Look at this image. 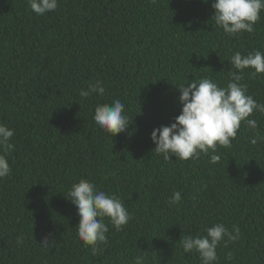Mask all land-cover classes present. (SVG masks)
Instances as JSON below:
<instances>
[{
    "label": "trees",
    "instance_id": "16d2710c",
    "mask_svg": "<svg viewBox=\"0 0 264 264\" xmlns=\"http://www.w3.org/2000/svg\"><path fill=\"white\" fill-rule=\"evenodd\" d=\"M211 2L58 0L38 16L27 0H0V123L15 131L11 174L0 179V264H134L139 255L143 264H201L179 239L215 223L240 228L217 247V264H264V114L249 117L256 129L241 122L216 163L204 153L165 160L150 139L179 115L176 87L202 77L226 86L236 51L264 52V11L254 32L229 36ZM97 81L103 96L82 99ZM241 83L264 103V73L245 69ZM114 99L133 122L111 137L93 116ZM80 179L119 196L131 216L120 231L105 218L98 256L64 197ZM176 191L182 199L170 205ZM48 234L55 242L45 248Z\"/></svg>",
    "mask_w": 264,
    "mask_h": 264
},
{
    "label": "clouds",
    "instance_id": "9594fccd",
    "mask_svg": "<svg viewBox=\"0 0 264 264\" xmlns=\"http://www.w3.org/2000/svg\"><path fill=\"white\" fill-rule=\"evenodd\" d=\"M208 3L209 0H202ZM28 6L36 15H44L55 11L58 0H27ZM214 13L211 19L229 36L244 32L252 33L264 11V0H212ZM232 66L226 86H220L210 77L192 80L188 84L176 87L179 91L178 102L182 105L174 122L167 126L154 128L150 139L155 145L157 155L165 160L174 156L180 160L196 158L200 153L210 154V163L220 161L221 156L215 154L217 147H230L237 131L244 122L249 128L256 129V119H249L255 112L264 114V103L257 102L248 94L247 86L241 81L244 70L251 68L257 74L264 73V52L254 50L247 54L236 51L229 61ZM211 70V69H210ZM104 87L100 81L80 90V97L87 99L93 95L103 96ZM125 104L114 99L110 104H97L93 120L96 125L111 137L125 132L133 122L125 111ZM131 121V122H130ZM15 131L0 123V179L11 174L8 154L14 149L11 143ZM256 142L255 139L252 141ZM75 207L79 218L77 235L86 247L90 246L91 254L98 256L100 245L108 243L109 231L105 218L110 221L116 231L131 219L123 201L115 194H109L87 179H80L72 184L64 196ZM181 193L176 191L168 200L170 205L181 201ZM204 235H181L179 242L183 251L198 253L201 264H217L216 249L240 238V228L233 225L231 230L223 223H215L205 230ZM51 234L41 238L42 247H50L55 241ZM21 237L17 243H22ZM144 255L135 257L134 264H143Z\"/></svg>",
    "mask_w": 264,
    "mask_h": 264
}]
</instances>
